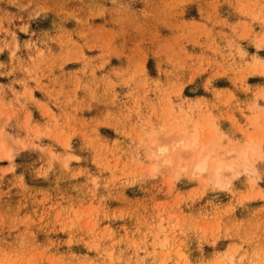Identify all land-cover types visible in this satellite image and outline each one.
<instances>
[{
  "label": "rangeland",
  "instance_id": "1",
  "mask_svg": "<svg viewBox=\"0 0 264 264\" xmlns=\"http://www.w3.org/2000/svg\"><path fill=\"white\" fill-rule=\"evenodd\" d=\"M258 58L264 0H0V264H264Z\"/></svg>",
  "mask_w": 264,
  "mask_h": 264
},
{
  "label": "bare ground",
  "instance_id": "2",
  "mask_svg": "<svg viewBox=\"0 0 264 264\" xmlns=\"http://www.w3.org/2000/svg\"><path fill=\"white\" fill-rule=\"evenodd\" d=\"M257 61L260 65L264 64V60L262 59L258 58ZM206 138H207V134L204 133L203 129H201L200 127H195V130L189 134L187 139L180 141L181 149L183 150L193 149L198 144L203 145ZM257 141L260 142L259 138H257L256 136H252V134L247 135V137L245 138V140H243V142L235 143V146L231 153L235 154L236 157H238V160H241V161L250 160L251 158L253 159L256 151L261 148L260 145L256 143ZM173 149H175V147L174 148L164 147L163 149H160L161 155L159 157L164 155L165 157L164 160L168 161L169 164H173V158H172ZM261 152L262 151H260V153ZM168 154L169 156H167ZM201 155H202V151H201ZM211 157H212L211 154L205 153V155H203L202 160L196 164L195 170H197L199 173L209 172V174L212 175L217 180L222 176L224 171H235L236 170V167H237L236 162H229L228 164H225L222 161L213 162Z\"/></svg>",
  "mask_w": 264,
  "mask_h": 264
},
{
  "label": "crops",
  "instance_id": "3",
  "mask_svg": "<svg viewBox=\"0 0 264 264\" xmlns=\"http://www.w3.org/2000/svg\"><path fill=\"white\" fill-rule=\"evenodd\" d=\"M252 80V78H251ZM250 86L252 90L262 91L264 89V83L260 82V79L250 81ZM252 109L257 112V109L264 114V99H258L255 101V98L252 97ZM253 116V113H252ZM253 133H256V130H252ZM260 138H264V134H260ZM264 152V143L261 148ZM252 204H256V209H264V178H252Z\"/></svg>",
  "mask_w": 264,
  "mask_h": 264
}]
</instances>
